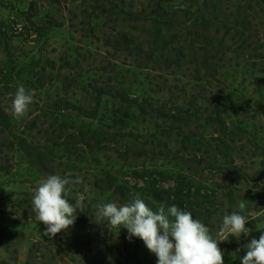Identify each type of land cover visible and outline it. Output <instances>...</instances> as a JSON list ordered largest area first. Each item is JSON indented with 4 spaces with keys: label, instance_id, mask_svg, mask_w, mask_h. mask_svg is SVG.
<instances>
[{
    "label": "rangeland",
    "instance_id": "rangeland-1",
    "mask_svg": "<svg viewBox=\"0 0 264 264\" xmlns=\"http://www.w3.org/2000/svg\"><path fill=\"white\" fill-rule=\"evenodd\" d=\"M119 1L107 12L101 0H0V264H157L142 240L95 221L96 204H124L135 193L159 208L151 186L192 214L200 209L218 240L223 216L246 200L251 235L219 243L224 264H241L244 245L264 232L263 13L255 0H218L241 7L247 36L154 18L156 8L192 11L196 0ZM160 35V47L151 46ZM131 40L188 62L127 55ZM20 84L36 95L15 119L9 109ZM215 105L224 132L212 120ZM53 174L79 178L68 199L82 196L84 212L49 239L32 190Z\"/></svg>",
    "mask_w": 264,
    "mask_h": 264
},
{
    "label": "clouds",
    "instance_id": "clouds-1",
    "mask_svg": "<svg viewBox=\"0 0 264 264\" xmlns=\"http://www.w3.org/2000/svg\"><path fill=\"white\" fill-rule=\"evenodd\" d=\"M35 95L34 89L18 85L9 109L13 118L20 119L28 114ZM78 183L79 178L72 180L67 176L53 174L40 179L32 190L35 219L45 225L43 235L49 239L61 231L69 230L77 219L78 210L84 212L82 196L76 198L75 204L68 199ZM94 207L97 209V223L107 222L111 231L126 229L127 238L142 240L146 248L157 257V264H224V252L219 243L228 240L230 236L239 240L242 234L248 237L252 232V229L245 226L249 218L243 214L246 210L244 199L238 204L239 211L234 210L223 216L219 229L222 239L219 240L213 238L209 227L200 219L193 218L192 212L175 204L166 208L163 203L154 211L139 193H135L124 204L108 202ZM244 247L246 254L240 258L241 264H264V232L259 239L252 238Z\"/></svg>",
    "mask_w": 264,
    "mask_h": 264
},
{
    "label": "trees",
    "instance_id": "trees-1",
    "mask_svg": "<svg viewBox=\"0 0 264 264\" xmlns=\"http://www.w3.org/2000/svg\"><path fill=\"white\" fill-rule=\"evenodd\" d=\"M119 3L122 4L123 2L120 0ZM255 3L257 9L260 10L264 16V0H255ZM232 5H233L232 2H228L225 4L226 9H223L222 5L220 4L218 5V0H196V3L193 5L192 11L188 10L190 8V6L188 5L184 6V8L180 10L177 9L171 12H167L163 8H156L154 12L155 13L154 18H156V20L159 21L161 25H164L166 27L172 26L173 24L180 25L183 27L197 25L203 28L209 26H214L216 28H218L219 26H224V27L232 26L233 34H247V36H249L248 34H250V31L246 29V26H244L246 25L245 16L241 11L238 10L241 7L235 6L234 8L235 10L233 9L234 11H232L231 9ZM118 7L119 4L113 2V0H101V6H99V8H101L102 10L106 9L107 12L118 11ZM188 22L189 24H187ZM223 32L229 33L228 28H225ZM117 34H129V33L119 32ZM156 34H168V33H164V31L161 32V30H158L156 31ZM124 39L127 38L124 37ZM163 41H164L163 36L160 35L159 37L153 38V40L150 42V45L153 47H155L156 45L160 47L159 42L162 43ZM135 42L131 40L129 44H123V47L125 49L124 51L127 53V55L140 56L143 60H150V61H154L155 63H159V59L162 57L163 58L162 60L165 63V65H171L176 67H178L179 65L186 64L188 62V60L183 55L174 54L173 56H171L169 53L163 54L161 52H157L154 48L149 50L148 52H144L140 49V45ZM202 69L206 73H211L210 71H212L211 67H207L204 65ZM115 95L119 98L120 102L125 104H133L141 108V106L138 103H136L133 100H129L126 94L123 93L122 91H116ZM222 111L223 110H220L219 107H217V105L213 106V108H211L210 111L214 113L212 120L218 122L220 125L221 128L220 132H224V124H220L221 120L219 118L220 113ZM169 117L173 120L179 119V115H169ZM223 135L225 137H228L227 133H224ZM221 142H223V145L225 144L224 141ZM183 180L184 179L182 178V176L178 175L175 178V183L177 185H181ZM151 188L154 191L153 193L154 200H156L160 204L163 203L165 206L168 207L171 206L172 204H175L178 207H181V205H183L181 203L182 200L178 199V197L167 198L159 193L161 191L160 189L158 188L154 189L153 186H151ZM114 191L118 192L119 194L121 192L119 187H115ZM124 196L126 197L125 198L126 200L128 199L130 200V197L132 198V196L130 197L127 195ZM183 201H188V200L185 199ZM151 208L154 211L158 210L157 207L152 206ZM201 215L203 214L200 209L194 210L193 216L196 219L200 218Z\"/></svg>",
    "mask_w": 264,
    "mask_h": 264
}]
</instances>
